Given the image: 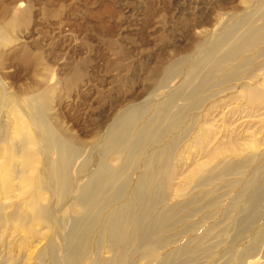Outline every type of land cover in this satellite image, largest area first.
Returning <instances> with one entry per match:
<instances>
[{"label":"rangeland","instance_id":"374dc122","mask_svg":"<svg viewBox=\"0 0 264 264\" xmlns=\"http://www.w3.org/2000/svg\"><path fill=\"white\" fill-rule=\"evenodd\" d=\"M263 9L264 0H0V264H65L61 236L115 118L133 112L134 127L116 164L121 167L141 126L151 124L149 133L156 132L164 111L177 112L180 104L172 108L168 101L184 86L196 57L229 32L224 45H232L248 25L264 33ZM210 78L184 100L159 140L144 142L134 153L123 198L95 221L81 264L111 259L108 238L100 236L106 217L128 201L145 167L155 165L161 185L151 216L169 220L155 236L161 243L148 257L137 249L136 238L112 264H264V204L254 221L241 225L239 220L264 181V102L247 95L249 87L264 91V38ZM41 90L47 91L42 113L47 126L75 143L62 201L38 188L37 170L21 177L24 152L31 148L21 133L38 136L30 122L36 118L33 108L42 103ZM114 154L107 153L105 163ZM202 163H209L203 173L210 170L211 181L197 185L200 174L187 183ZM225 165L239 168H227L219 177ZM38 203L52 208L60 225L37 220ZM51 242L55 257L42 255ZM199 242L207 250L191 259L181 256L184 245Z\"/></svg>","mask_w":264,"mask_h":264},{"label":"bare ground","instance_id":"6f19581e","mask_svg":"<svg viewBox=\"0 0 264 264\" xmlns=\"http://www.w3.org/2000/svg\"><path fill=\"white\" fill-rule=\"evenodd\" d=\"M245 33L244 37L235 39L232 45H224L225 40L231 37V33L229 32L225 36L214 40L213 44L210 46L211 48L206 51L203 50L196 57L195 63L187 75L186 82L185 84L183 83L184 86L174 93L170 99L168 98V103L172 108L174 105L180 104V107L177 108L175 114L179 113L183 108L181 106L184 100L189 99L192 95L202 90L206 82H209V79H211L210 77L213 73L221 71L224 64L236 60L242 53L249 51L259 40L264 38V33H261V29H255L252 25H248ZM225 46H228V48L222 52ZM207 65L208 67L206 68L205 73H202V75L199 76L202 71L201 68ZM170 73L171 69L169 71L167 70V74L162 80L165 81ZM41 91L43 92V90ZM42 92L38 95V98L42 99V103L36 99L39 104L37 107L35 106V108H33L35 109L34 115H36V118L33 119V121L30 119L32 121L30 123L36 127L38 136L32 137L31 135L21 133L24 142L31 146V148L24 152L21 161V177L24 178L28 172L37 170V175L39 176L38 188L44 187L51 190L53 194H56L59 200L62 201L66 195V185L69 181L66 173L69 163L68 156L75 153L76 149L71 147L72 141L58 136L47 126L46 121L42 116V113L47 109L45 103L47 99V91ZM247 95L249 101L259 99L261 102H264V91L249 87ZM33 104L35 103L33 102ZM132 113V111H125L117 116L109 127L103 140H101V143L103 142L100 146L101 158L99 159L97 167L88 178V181L79 190V194L73 204V212L75 215L71 217L69 227L61 236L62 246H65V264L82 263L86 253V242L93 225L96 223L95 221L111 203L117 202L123 198L124 189H126L130 179L128 172L131 167L134 153L141 148L144 142L149 143L159 140L160 138L158 134L164 132L174 124V120H171V118H173L175 114L170 115V111L167 110L161 115L162 122H160L163 123V126L157 125L155 127L156 132L151 131V133H149L151 124L141 126L130 143L128 155L124 163L121 167H117L116 164L119 163L123 151L120 149L122 148L121 144L127 143L128 138L130 137V132L134 127L131 125V120L133 118ZM156 113L157 112H155V114ZM32 117L33 116H31V118ZM16 132H19V129H16ZM112 151L115 153L114 156L108 161V163H105L103 157ZM1 152L3 151L1 150ZM163 152L164 151L161 149L157 153L158 160H161L163 157ZM163 160L164 159H162V161ZM88 161L90 164L92 159ZM165 164L166 163L163 162V167L161 168H164ZM208 166L209 163H202L198 168L192 170L191 176L186 178V182L189 184L192 183L200 174H202L201 177L203 178L196 181L197 185L211 181V178L209 177V173H211L210 170L209 173H203L206 172ZM227 168H229V171H232L239 167L234 166L230 168V166L225 165L224 169H222L223 172H220L218 176L225 175L227 172L225 169ZM157 174L156 165L154 168L146 166L144 172L139 176L128 201L122 204V206L115 208L107 215L105 223L100 230V236L103 238L107 236L109 241V251H112L113 256L104 264H112V261H114L118 254L119 260H122L128 248L133 244V241L136 238L138 239L137 249L145 251L148 257H152L153 249L160 245L161 240L155 238V236L165 230L169 220L165 215L158 216L157 213L151 216L154 205L158 203L156 198L158 192H160L159 188L161 182L158 177L155 176ZM203 174L206 175L204 176ZM171 176H174L173 171L169 170L167 172V177L170 178ZM8 177L10 178V176ZM5 179H7V177H5ZM241 194L242 193L240 192L238 195L240 198L242 197L240 196ZM151 195H153V199L150 202L149 197ZM34 198L33 200H36L37 197L35 196ZM35 203L33 202L34 206ZM263 204L264 181L255 190L253 196L250 199L248 198L247 202L241 208L247 212L242 218L240 217V224L242 225L247 221H254ZM135 210L136 212L134 213ZM33 211H35L36 214L35 218L40 222H45L49 225L50 220L54 222L57 220L60 225L61 218L59 216V219H56L52 208L46 209L42 204H39ZM126 226H128V229ZM128 230H130V234L128 233ZM124 239H126V243L119 251V245ZM200 242L195 245H184L180 249L181 256L191 259L197 252H203L205 249L207 250V246L200 245ZM45 252H49L52 257H55L56 248L52 242L42 250L41 254L43 255ZM246 252L247 250L242 251L240 256L242 257Z\"/></svg>","mask_w":264,"mask_h":264}]
</instances>
